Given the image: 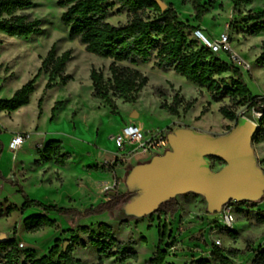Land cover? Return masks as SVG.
<instances>
[{
	"label": "rangeland",
	"instance_id": "obj_1",
	"mask_svg": "<svg viewBox=\"0 0 264 264\" xmlns=\"http://www.w3.org/2000/svg\"><path fill=\"white\" fill-rule=\"evenodd\" d=\"M30 1L32 6L17 14H26L32 19L41 20L42 34L24 39L0 33V101L8 100L13 92L33 78L40 67V58L46 55L52 44L56 46L57 55L67 50L72 53V59L67 64L65 72L72 80L66 86L58 84L52 90L43 92L46 75H42L35 84V91L27 106L13 113L0 112V174L4 178L17 180L30 199L38 200L43 204L52 201H56V205L58 202L60 204L59 200H55L57 196L50 190L53 185L48 183L49 181L52 183L51 167H54V164L50 163V168L40 170L42 183L48 184L36 183L34 162L38 156L37 150H41L48 141H61L64 151L72 156L70 163L59 170V175L64 178V186L70 193L73 190L74 180L81 175V166L89 164L94 157L97 158L96 166L101 167L105 172L108 171L106 163L112 164L116 151L111 137L118 133L122 125L137 123L143 131L158 133L164 141H167L168 134L190 126L202 127L209 131V134L219 136L226 134L234 125V122L221 117L218 112L221 106L235 110L238 117H245L257 125L258 114L247 110L246 104L229 102L228 99H223L219 103L210 102L209 94L204 89L187 82L172 71L162 72L155 69V53L147 64L130 66L123 63L140 71L147 77L148 83L136 94L133 104L124 103L122 98L109 92V97L116 106V114H111L109 107L103 101L92 96L89 78L90 71L95 69L102 74L105 81L108 80L110 78L108 67L111 61L85 52L84 47L69 35L68 29L61 23V16L65 11L58 7V2L61 0ZM161 1L176 11L180 21L203 31L208 39L215 40L222 34L226 35L231 59L226 53H221L218 57L239 68L252 96L264 97V67L255 63L258 56L264 52V35H248L251 23L245 20L247 12L264 11V0H256L251 5L240 7L238 9L240 16L235 13L231 0H216L215 5L207 6L208 14L199 24L193 20L188 0L185 3L178 0ZM208 1L204 0V3ZM145 16L153 18L155 13L147 10ZM130 19L131 16L125 11H118L116 5L107 21L118 26L124 25ZM194 31H191L190 39L196 41L199 47H203L202 42L193 36ZM231 77V74L223 76L228 85ZM174 96H177L181 102L178 117L170 116L160 109L161 103L169 105ZM41 98L39 111L38 100ZM191 101H195V104L187 114H184L182 112L184 105ZM56 102H62V106L51 122V108ZM203 111L204 114L201 115ZM39 112L40 117H38ZM16 133L26 134L27 139L17 151L16 159H13L8 143ZM252 149L257 164L264 172V142L259 145L252 144ZM168 150V143L165 142L157 154H164ZM147 158L132 161L125 168H117L115 175L111 173L113 181L116 176L119 193H126L130 186H133L125 182L128 168L138 162L146 161ZM223 166L215 163L212 167L210 165V168L216 172ZM55 181L61 183L59 178ZM81 182L83 184V180ZM94 195L96 197L101 193ZM175 198L179 203V211L173 216L161 217V226H166V233L171 235V241L175 246L174 253L168 252L169 264H190L198 259L210 260L209 252L215 240L221 241L219 248L232 263L254 264L255 252L264 251V225L257 224L253 218L256 214L264 216V200L256 202L257 206L250 212H247L249 208L238 211L239 207L235 202L227 203L235 217L234 230L230 231L237 235L234 238L222 229L224 221L221 214L207 211L204 196L189 192ZM22 202L23 198L17 193V188L0 180V235L5 234L6 238L10 239L16 234L18 245H23V248L18 246L19 263L24 261L26 250H34L37 257H40L47 254L54 245L55 239L61 242L70 239V235L65 233L69 228V222L53 214L51 218L57 223L55 228H44L36 232L26 231L22 225L23 219L36 214L38 209H28L23 214L19 211L7 212L8 207L15 206L19 209ZM79 203V208H83L98 201L83 202L80 199ZM156 219V215L140 218L132 216L125 204L111 214L106 213L80 223L90 226L94 231L98 223H104L112 228L117 240L135 244L137 261L126 260L121 263L113 258L104 260L103 264H149L157 245ZM148 226L151 228L148 229ZM78 235L87 246L81 248L79 244H74L73 256L81 264H96L98 261L96 251L89 245L86 237Z\"/></svg>",
	"mask_w": 264,
	"mask_h": 264
},
{
	"label": "trees",
	"instance_id": "obj_2",
	"mask_svg": "<svg viewBox=\"0 0 264 264\" xmlns=\"http://www.w3.org/2000/svg\"><path fill=\"white\" fill-rule=\"evenodd\" d=\"M178 1L185 3L187 0ZM255 1L231 0V3L237 16H240L238 9L251 5ZM188 2L194 22L199 24L208 14L207 6L215 5L216 0H209L207 3H204V0H188ZM116 5L118 11H125L131 16L124 25L114 26L107 21ZM31 6L30 0H0V33L24 39L42 34L41 20L32 19L26 14H17ZM58 7L65 9L61 16V23L68 29L69 35L84 47L85 52L111 61L108 67L110 73L108 80L105 81L102 74L95 69H92L89 74L92 96L103 101L109 107L111 114H116V106L109 97V92L122 98L124 103L133 104L136 94L148 83L147 77L140 71L123 63L130 66L147 64L155 53V69L162 72L172 71L187 82L204 89L209 94L210 102L219 103L223 99H228L229 102L237 101L241 105L246 104L247 110L260 114L252 144L259 145L264 142V97L251 95L242 73L234 64L222 61L209 49L199 47L196 41L191 40L190 33L197 28L180 21L178 14L171 6L162 10L155 0H61L58 2ZM147 10L154 12L155 16L153 18L145 16ZM245 20L251 23L248 35H264V11L247 12ZM71 54V51L67 50L57 55L56 46L52 44L46 55L40 58V67L33 78L17 89L8 100L0 101V112L13 113L27 106L35 91V84L42 75H46L43 92L52 90L58 84L66 86L72 80L71 76L65 73L67 64L72 59ZM226 54L231 59L230 54ZM255 63L264 67V52L258 56ZM225 74L232 75L230 85L223 78ZM41 104L42 98L38 100L39 111ZM194 104L195 101L186 103L182 112L187 114ZM180 105L179 98L174 96L169 105L161 103L160 109L170 116L178 117ZM61 106L62 102L54 103L51 108V122L54 121L55 114ZM218 112L224 120L229 122L235 123L238 119L236 111L229 107L221 106ZM40 114L39 112L38 117ZM37 153L38 159L34 162L36 167L52 162L55 166L63 168L72 158L71 154L64 151L61 141H48L41 150H37ZM209 162L211 167L215 163L224 165L223 162L214 158L209 159ZM111 169L112 166H109L108 172ZM94 170L98 171L96 168ZM0 180L4 184L9 183L16 187L17 193L23 198L20 208L8 207V213L19 211L23 214L32 208L42 212V214H33L23 219L22 225L26 231L36 232L44 228H55L56 220L48 216L53 214L69 222V228L65 233L70 235L68 241L61 242L55 239L54 245L43 256L37 257L34 250H26L24 261L19 263L20 252L16 234H14L12 238L0 243V264H81L73 256V245L79 244L81 248H86L87 244L78 234L86 237L89 245L96 251L98 256L96 264H103L104 260L113 258L121 263L126 260L137 261L135 244L117 240L110 226L98 223L94 231L90 226L80 223L115 212L126 199V193H119L115 188L107 190L104 193L106 199L104 202L79 210L73 207L43 204L38 200L30 199L17 180L4 178L1 174ZM235 205L239 207L240 212L246 210L245 208H249L247 212H250L257 206L255 202H235ZM179 209L176 198H171L159 204L150 215L157 216V245L149 264H168L166 263L167 249L174 244L171 241V235L166 233V226H161V217L173 216ZM253 218L257 224L264 225V216L256 214ZM150 228L148 226V229ZM227 232L236 238L237 235L234 232ZM65 245L66 248H64ZM209 253L210 260L198 259L190 264L232 263L214 244H211ZM235 254L238 255L236 252ZM253 263L264 264V251L255 252Z\"/></svg>",
	"mask_w": 264,
	"mask_h": 264
},
{
	"label": "water",
	"instance_id": "obj_3",
	"mask_svg": "<svg viewBox=\"0 0 264 264\" xmlns=\"http://www.w3.org/2000/svg\"><path fill=\"white\" fill-rule=\"evenodd\" d=\"M155 2L162 10L167 7L161 0ZM257 128L240 116L224 135L191 128L168 134V151L128 168L125 182L133 186L121 205L126 204L130 215L140 218L151 215L159 204L189 192L204 196L207 211L212 213H220L228 202L261 201L264 172L252 149ZM212 158L224 163L219 171L211 170ZM6 239L5 234L0 235V243Z\"/></svg>",
	"mask_w": 264,
	"mask_h": 264
},
{
	"label": "built area",
	"instance_id": "obj_4",
	"mask_svg": "<svg viewBox=\"0 0 264 264\" xmlns=\"http://www.w3.org/2000/svg\"><path fill=\"white\" fill-rule=\"evenodd\" d=\"M193 36L201 41L203 47L209 49L216 57L221 53H229L228 38L224 34L220 35L219 38L215 40H210L203 35V31L196 29L193 32ZM26 139L27 136L23 133L12 135L8 143V149L12 152L13 159H16V153L22 148ZM111 140L116 146V151H114V160L112 164L106 163V168L112 166L110 172L114 175L117 168H125V166L132 161H138L147 157L150 158L152 155L157 154V152L160 151L165 142L168 143L167 141H164L158 133L143 131L135 124L124 125L118 133L111 137ZM220 214L224 221V228L222 229L225 231H233L235 217L229 204L222 207ZM214 245L219 247L221 241L215 240ZM18 246L19 248H23L22 244H19ZM167 252L174 253L175 246L173 245L168 248Z\"/></svg>",
	"mask_w": 264,
	"mask_h": 264
},
{
	"label": "crops",
	"instance_id": "obj_5",
	"mask_svg": "<svg viewBox=\"0 0 264 264\" xmlns=\"http://www.w3.org/2000/svg\"><path fill=\"white\" fill-rule=\"evenodd\" d=\"M218 58H220V57H218ZM20 109H22V108H20ZM135 124L139 126V124H137V123H135ZM123 126L124 125H122L121 128ZM190 128L197 130L199 132L210 133L209 131L203 129L202 127L190 126ZM87 150H88V148H87ZM87 153H89V152H87ZM37 159H38V156L36 157V160ZM96 159L97 158L94 157L93 161H91L89 164L87 163V164L81 166V170H80L81 175H79L78 178H76L74 180L73 190L70 193L67 191V189L64 186V178L59 175V170L65 168L70 163L72 158L70 161H68L66 163V165L63 168L57 167L55 165H54V167H51L52 173H51L50 178L52 180V183H51V181H49L48 183H49V185H53L50 190L53 191V193L57 196L55 198V200L60 201V204L58 202L57 206L63 205V207H73V208H77L79 210H83V209L88 208L90 206H95L101 202H104L106 200L104 197L105 191L112 190L114 188L117 190L118 182H117L116 176H115V181H113L110 171L105 172L101 167L99 168L98 166H96V163H95ZM260 160H263V158H260ZM50 163H52V162H50ZM50 163L41 164V166H39V167L35 166L36 183H38L39 185L40 184H42V185L48 184V183H46V184L42 183L43 177H42L40 170H43L45 168H50L49 167ZM85 168H86V170H85ZM95 168L98 169V171H95L94 170ZM81 177H83V178H81ZM7 178H9V177H7ZM56 178L61 179V183L56 182L55 181ZM82 180H83V184L81 182ZM76 184H80V185L77 186ZM95 193L96 194L101 193V195H98L95 197V195H94ZM93 197H94V199H93ZM80 199L83 200V202H89L90 200L91 201L96 200V201H98V203L93 204V205L89 204L87 206H84L83 208H79L80 207V205H79ZM55 202L56 201H52V202L46 203V204L47 205L48 204L49 205H56ZM35 213L36 214H42V212L40 210H37ZM48 216L51 218V216H53V215L50 214ZM167 258H166V263H168Z\"/></svg>",
	"mask_w": 264,
	"mask_h": 264
},
{
	"label": "bare ground",
	"instance_id": "obj_6",
	"mask_svg": "<svg viewBox=\"0 0 264 264\" xmlns=\"http://www.w3.org/2000/svg\"><path fill=\"white\" fill-rule=\"evenodd\" d=\"M203 35L206 37V35L203 33Z\"/></svg>",
	"mask_w": 264,
	"mask_h": 264
}]
</instances>
